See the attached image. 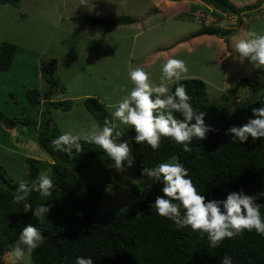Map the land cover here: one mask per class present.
Wrapping results in <instances>:
<instances>
[{
    "label": "trees",
    "instance_id": "obj_1",
    "mask_svg": "<svg viewBox=\"0 0 264 264\" xmlns=\"http://www.w3.org/2000/svg\"><path fill=\"white\" fill-rule=\"evenodd\" d=\"M162 1V0H160ZM219 12L239 16L246 10L253 9L257 4L239 7V3L229 0H197ZM20 0H0V5H17ZM154 7L153 13L161 10ZM76 24L86 25L94 30H108L111 27L132 25L134 19L129 17H96L79 16L71 18ZM241 25V20L238 21ZM204 25V24H202ZM203 30H206L205 28ZM233 30H219L213 34L206 31L209 37H220ZM204 34H197V38ZM187 45L197 44L193 38L186 40ZM17 47L11 43L0 45V71L11 69L16 56ZM57 62L49 61L41 69V76L51 89H58L55 78ZM251 79L261 80L259 97L246 104H237L228 108V97L223 94L222 102L207 108L206 84L197 78H183L179 83L186 85L191 96L190 104L194 108V117L204 113L203 121L206 127L213 131L205 133L204 139L193 138L189 144L191 152L183 151V146L169 137H161L160 147L153 150L146 142L136 144L130 140L135 135L129 127L130 155L134 157L133 165L126 169L135 176H141L143 168H153L162 162H168L176 157L188 170L197 191L205 195L206 202L210 200H225L232 192H243L247 196H257L264 192V138L255 141L251 137L241 143L228 132L230 127H241L252 119V109L264 107V66L256 68L251 73ZM241 82L248 83L244 78ZM177 81L170 86L174 93ZM240 87V81L227 91L232 94ZM62 89H60L61 91ZM30 110L39 119L20 120L8 119L0 113V122L9 129L29 126L33 128L38 146L52 159L48 167L55 189L50 197L44 198L38 192H32L26 201L32 204L29 211H23V203L13 202L19 183L13 182L5 171L0 169V256L11 252L19 239L24 227H36L41 235L46 237L44 244L31 254V264H75L77 256L93 260V264H220L227 255L232 264H264V235L254 229L244 230L234 238H225L218 248L209 246L207 234H200L190 227L178 228L173 221L157 214L151 207L157 196H163V184L153 178L144 188L133 185L130 190L141 201L122 210H101L99 208L103 194L99 186L80 181L76 172L88 167H100L106 174L115 179L114 161L97 145L80 141L83 151L79 154L73 150V155L54 150L51 141L61 135L53 125L50 108L70 111L73 101L44 100L38 89L26 91ZM83 105L88 113L103 126L107 118L113 122L108 109L95 98H87ZM45 106V107H44ZM45 108L38 113V109ZM167 111V110H165ZM177 119L183 120L179 112L172 110ZM195 123V118L190 122ZM119 131H121L118 128ZM127 141L121 131L116 143ZM40 163L31 161L25 180L29 186L38 182L41 174ZM143 179V178H142ZM174 203H179L174 201ZM256 204L264 205V197L255 200ZM37 204L52 207L39 220L33 215ZM183 213V209L181 210ZM264 219V207L260 209Z\"/></svg>",
    "mask_w": 264,
    "mask_h": 264
},
{
    "label": "rangeland",
    "instance_id": "obj_2",
    "mask_svg": "<svg viewBox=\"0 0 264 264\" xmlns=\"http://www.w3.org/2000/svg\"><path fill=\"white\" fill-rule=\"evenodd\" d=\"M229 1L239 3V7L257 4V0ZM154 7L161 11L153 13ZM253 9L233 16L197 0H89L86 5L82 0H20L17 5H0V45L11 43L17 47L11 69L0 71V113L8 119H39L26 98L27 90L38 89L44 99L73 101L70 111L49 109L52 124L61 134L87 132L98 123L83 101L95 98L108 109L128 141L130 125L116 120L113 113L134 87L128 75L130 66L142 67L150 74L153 86H159L162 65L169 58L185 61L188 71L181 79L205 82L208 109L219 105L223 94L228 97L229 109L252 102L259 97L262 84L250 75L261 66H254L248 58L241 62L235 44L249 31L264 35V9ZM86 15L123 16L134 19V23L94 30L71 20ZM219 28L233 32L223 38L207 36V30L215 34ZM201 33L203 39L199 40L202 35L195 39ZM188 38L197 44L187 45ZM51 60L57 62V90L41 76V69ZM244 78L249 82H241ZM239 81L240 87L227 94ZM174 82L163 81L169 89ZM44 110L41 107L38 113ZM31 126L9 129L0 122V169L15 183L25 180L31 161L41 164V173L53 164L38 146ZM168 162L174 161L171 158ZM114 172L118 174L115 179L100 167L76 172L80 181L100 187L101 210H122L141 201L142 197L130 188H145L151 179L135 176L126 168ZM11 252L0 256V264H15ZM31 263L26 253L20 264Z\"/></svg>",
    "mask_w": 264,
    "mask_h": 264
},
{
    "label": "clouds",
    "instance_id": "obj_3",
    "mask_svg": "<svg viewBox=\"0 0 264 264\" xmlns=\"http://www.w3.org/2000/svg\"><path fill=\"white\" fill-rule=\"evenodd\" d=\"M88 3L89 0H82V4ZM235 49L241 62L243 58H248L254 66H264V35L249 31L244 38L238 40ZM187 71L185 61L169 58L162 65V83L153 86L148 72L140 66H130L128 75L134 87L121 99L113 113L116 120L134 129L135 135L130 137V140L136 144L146 142L156 150L160 147L161 137H169L182 145L183 151L191 152L189 144L193 138L204 139L206 132L213 131L205 126L203 112L194 117V108L190 104L192 98L187 93L186 85L179 83ZM173 79L177 84L174 93H171L163 81ZM172 110L181 113L183 120L177 119ZM252 117L241 127H230L228 132L241 143L247 142L249 137L253 141L264 138V107L253 108ZM193 118L194 124L190 123ZM120 136L121 131L118 130L117 124L106 118L102 127L94 125L93 129L87 132H65L54 138L51 145L54 150L64 152L70 157L73 150L77 154L83 151L80 141L97 145L114 161V167L122 171L125 162L128 167L133 165L134 157L130 155L128 141L115 142ZM172 160L174 162H162L141 171L142 176L161 181L163 184V196H157L155 203L151 205L158 215L173 221L178 228L190 227L198 232L201 238L207 234L209 246L212 248H218L225 238H234L244 230L254 229L258 234L264 235V219L260 212L264 205L255 203L256 199L264 197V192L255 197L244 195L242 191L232 192L225 200L206 202L205 195L199 193L191 178H188L189 173L184 165L178 162L176 157ZM54 189L50 173L45 171L39 175L38 182L34 181L31 186L27 180H20L13 202L21 204L32 192H38L41 197L47 198L52 195ZM51 207V204H37L33 215L42 220ZM30 208L31 203H23L24 212ZM45 239L36 227H24L11 252L15 264H20L26 253L30 255L41 247ZM75 264H93V260L90 257L77 256ZM220 264H232L231 257L225 255Z\"/></svg>",
    "mask_w": 264,
    "mask_h": 264
},
{
    "label": "water",
    "instance_id": "obj_4",
    "mask_svg": "<svg viewBox=\"0 0 264 264\" xmlns=\"http://www.w3.org/2000/svg\"><path fill=\"white\" fill-rule=\"evenodd\" d=\"M262 9H264V0L262 1V3L260 4V6H258L257 8H255V9H253V10H251V11H258V10H262ZM247 12H244V14H246ZM48 100V97L47 98H45L44 100Z\"/></svg>",
    "mask_w": 264,
    "mask_h": 264
}]
</instances>
